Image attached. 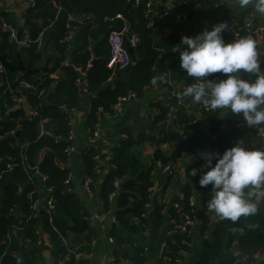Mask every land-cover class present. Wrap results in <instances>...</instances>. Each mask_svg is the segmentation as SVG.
I'll use <instances>...</instances> for the list:
<instances>
[{
    "label": "trees",
    "instance_id": "16d2710c",
    "mask_svg": "<svg viewBox=\"0 0 264 264\" xmlns=\"http://www.w3.org/2000/svg\"><path fill=\"white\" fill-rule=\"evenodd\" d=\"M72 1L77 10L88 9L92 14V22L85 21L81 36V45L73 54V62L63 66L64 77L55 85L51 92L45 97V103L40 107V116L31 118L25 114L23 109H16L8 113V116L0 124V157L6 160L11 159L14 163L12 170H8L4 163H0V191L2 192V211L4 217L0 224V264H24L28 256L15 257L12 250H18V242L8 240V234L14 226L23 228L33 242H37V228H44L59 242L60 234H73L71 223L81 226L88 214L84 211L78 196L72 191L71 183L66 180L70 177V170L62 164L68 161L65 153L67 144L64 140L58 139L59 135L68 136L71 129L67 114L62 111L61 106L76 108L82 98V89L78 80H84L87 89L93 94L91 109L88 116V125L92 127L102 119V113L111 114L113 106L121 97L134 93L137 98L144 95L155 80L156 73L169 71L172 80L182 79L183 72L180 68V55L176 46H181V35H170L161 38L160 34L148 27L150 19L146 16V4L135 5L131 0H56L63 7L60 14L57 8L50 3L51 0H35V6L31 7L26 14V24L29 29L30 47H24L18 41L10 38V33L3 30L2 22L6 16L0 18V54L6 55L13 65H19L20 61L30 69H38L43 59V53L38 48V39L41 38L44 28H47L52 21L57 28V35L54 45L58 50L60 58L57 63L64 59V54L70 41H65L68 33L74 31L67 28V13L73 12L69 2ZM123 14L124 19L130 25V34L125 36V45L131 54V65L129 72L121 71L126 76L117 78V69L107 66V59L110 54L108 36L111 30L123 26V20L115 18L117 14ZM58 16V18H57ZM107 18H115L110 21ZM12 24V23H11ZM13 25V24H12ZM14 26V25H13ZM77 27V26H76ZM53 32V31H52ZM47 34V33H46ZM46 34L45 37L46 38ZM136 34L142 52V57L136 59L135 48L130 44V36ZM100 40L97 46L91 48L92 41ZM138 46V45H137ZM20 55V56H19ZM1 64V62H0ZM52 70H55L53 68ZM159 70V71H157ZM18 72L6 69L5 80L0 81V109L2 113L8 111L12 106L11 93L6 90V85L15 80ZM120 73V72H119ZM158 73V74H160ZM26 78L33 81V75L24 72ZM219 77L220 74H212L211 78ZM116 78L114 87L110 81ZM46 86L54 84L51 78L46 79ZM31 97V96H30ZM33 99V97H31ZM34 100V99H33ZM34 100V104H35ZM167 110L161 108L160 114L156 117L155 123L164 122ZM51 119L54 127L52 132L42 134L40 130L41 120ZM188 120V121H187ZM191 119L186 117L185 121ZM243 122L242 115H235L231 111L228 114V122L225 127L220 122H214L210 129L203 125L189 131L185 137L179 131L168 132L157 138L158 144L172 140L175 144L173 153L166 157L160 150L156 152L158 160L153 159L150 165H144L136 158L134 148L139 143V138L133 137L127 132L120 145L114 149L110 165L115 164L105 175L102 182L101 199L106 210H115L117 225L124 226L129 232L139 233L147 213V204L150 201V190L154 186V170L158 162L164 164L175 163L184 153L202 152H224L233 147V140L246 141L244 129L253 131L252 128L240 127ZM51 129V125H46ZM10 130H16L15 135H8ZM45 150L44 155L39 159V154ZM97 152L88 148L84 153V165L87 170V178L91 179V189L96 193V185L101 179L104 167L95 159ZM102 157V155H101ZM215 163V161L213 162ZM37 168L41 174L46 176L42 181L43 192L46 188L52 187L51 195L55 198L59 212L51 220L43 208L38 211L33 209L36 199L43 197L39 192L37 178L34 177ZM119 181L117 188L115 183ZM9 182L15 186L8 189ZM211 185L200 187L199 178L195 177L184 188L182 199H177L183 206L179 210L174 205L170 209L173 219L179 221L182 214L190 212V196L195 192L200 200L204 212L208 210V202L212 198ZM38 191V192H37ZM116 197L110 200L113 192ZM33 194L31 197L30 194ZM14 212H20V220L14 216ZM197 213V212H196ZM136 218H140L137 221ZM136 220V221H135ZM112 227L113 233L116 226ZM211 226L210 218L203 221V229H212L210 239L206 243L199 264H214L224 256L225 250L237 245L242 255L248 257L247 264H253L255 257L264 255V211L258 209L257 214L248 217H241L238 221L221 219L215 227ZM57 229L58 231H56ZM176 243L170 245L167 254L173 259L177 257V250L180 247L184 236L176 233ZM5 240V242H1ZM85 250V249H82ZM63 248L59 244L57 256L62 253ZM166 254V255H167ZM29 263V260L27 261ZM143 257H137V264H143ZM259 264H264L260 260Z\"/></svg>",
    "mask_w": 264,
    "mask_h": 264
},
{
    "label": "crops",
    "instance_id": "0c3cea01",
    "mask_svg": "<svg viewBox=\"0 0 264 264\" xmlns=\"http://www.w3.org/2000/svg\"><path fill=\"white\" fill-rule=\"evenodd\" d=\"M149 1L153 2L156 7H161L165 0H131L135 5H139L142 2L146 4ZM50 3L53 7L57 8V14H60L63 8L59 9L60 5L56 0H51ZM31 6L30 0H0V18L6 16L10 23L17 29V34L18 31L23 28L22 41L29 39V29L25 17ZM88 11V9H84L79 14H75L74 10L71 12L77 16L76 22L73 23L74 26L76 24L77 27H74L73 39L70 41L71 46L66 50L64 59L60 64L57 63L60 55L54 45V39L57 35V28L54 25V21H52L47 28H44L43 33H41V38L37 41V43L41 44L43 59L39 63L37 73L33 75V82L40 83L43 79L51 78L54 80L55 85L64 77L65 74L62 67L73 62V54L75 50L79 49L78 46L81 45L83 28L82 26L80 28L78 24L82 23L85 25V21L92 22L91 18L93 16L91 12L89 13ZM175 12L186 14L188 16V21L179 20L175 18L174 15L170 17L155 15L151 19V22H149L148 27H151L152 30L156 32L160 27H165L167 36L181 35L183 37H194L205 30V28L211 30L215 23L219 21L241 22L244 17L250 14L254 15V22L257 25H264V16H261L255 11L254 5H249L248 8L242 9L239 7L238 0H189L188 4L178 5ZM45 34L46 38H44ZM224 38L226 42H229L226 37ZM99 41L100 40L92 41L91 48L97 46ZM255 41L257 43V50L261 54V60L264 61V40L260 41L257 39ZM135 56L136 59L142 57L140 42L135 48ZM261 67L264 69V63H262ZM53 68H55V70H52ZM117 71V78L126 76L121 73L122 70L117 69ZM158 73L160 72L156 73V82L146 89L142 97L127 101L116 117L104 115L101 119L99 126L107 141L102 143L99 149V153L102 155L100 163L104 167V172L96 185V193L94 196L89 195L85 187L88 174L83 158L89 146L88 116L93 97L91 92H82L81 101L71 115L69 125L74 133L73 144L75 146V151L62 166L70 170L72 191L78 196L84 207V211L88 214L85 220H87L89 226L85 233L68 234L67 237L70 243L76 248L86 250L90 249L91 241H96L95 252L90 258L91 264H110L112 255L117 258V264H137V257H143V264H165L163 261L164 256L169 251L170 245L172 243L174 244L176 241V232L174 231L173 222L175 219H173L172 216L170 218V209L175 203H180L176 201L179 198H183L184 188L187 183L195 177L200 179V175L206 171L203 167L206 162L200 158V153L202 151H197L193 154H182V156L173 163L174 171L170 177L156 167L153 173V192L150 195V201L146 207V218L141 225L139 233L129 232L124 226L117 225L115 222L117 219L115 210L113 208L106 210L104 207L103 200L101 199L102 182L105 175L110 170V161L114 149L120 145L123 135H126L127 132H131L133 137L139 138V143L134 148L136 158L139 159L142 164L150 165L158 150H160L164 156L168 157L175 149V144L172 140L158 144L156 142L157 138L168 132L179 131V133L188 135L189 131H191L189 127L193 124H190L189 127L183 131V124L192 122V120L189 122H187L188 120L185 121L186 117L187 119L192 118L188 115V111L178 104V101L181 99L185 102L194 103L190 97L181 98V93L188 86L194 84L196 80L188 77L186 73L183 72L182 79L173 80L175 82L174 89L177 93V96L173 98L169 94V90L164 82H158L159 78H161V73ZM119 74H121V76H119ZM223 78L225 77L222 74L218 77V79ZM115 82L116 78L110 81L112 87H114ZM22 95L23 98L19 103L8 107V111L4 114L5 118L8 116V113L16 109H23L26 115H29L34 109V100L25 93ZM161 108H165L167 114L171 113L170 122L168 124H165V122L155 123L156 117L161 112ZM229 112L230 110L228 109L204 111V115L200 118L199 124L203 125L205 129H210L214 122H220L221 125L225 127L228 122ZM47 124L51 125V129L46 128ZM53 127V122L49 118L44 119L40 123L41 132L51 131ZM256 128L257 127L252 128L253 131L244 129L246 137L244 144L252 149H264L263 143L256 136ZM58 138L63 140L65 136L59 135ZM0 139H2V137H0ZM44 153L45 150H42L39 154V159L42 158ZM192 169L199 170L197 176L193 177L190 175ZM34 177L37 178V183L39 185L38 190L42 193L41 176L38 173H34ZM100 187L101 189L99 190ZM30 195L33 197L32 193ZM1 199L2 197H0V224L4 217ZM195 204L197 208L196 212L203 210L201 200L197 194ZM257 206L258 209L264 211V199L257 201ZM95 214H99L100 218L95 219ZM14 216L20 220L22 215L20 212H14ZM203 221L204 220H199L197 217V221L190 235L191 245L189 254L181 264L200 263L203 252L206 249V243L211 235L208 233L209 230L203 229ZM217 222L218 219L213 220L211 226L215 227ZM114 225H117L115 233L112 231ZM40 230L41 243L39 244L38 242H33L25 235L22 227L18 225L14 226L8 236L10 241H14V243L18 242L19 248L18 250H12L11 254L15 257L23 256L24 258L25 255H27L29 257V263L27 262L28 260H25L24 264H61L57 256V247L60 244L57 238H53L44 228H40ZM109 237H114V244L108 242ZM262 259L264 260V255L255 257L253 264H259V261ZM247 263L248 262L240 258L237 246L233 245L232 248L226 249L224 256L214 264Z\"/></svg>",
    "mask_w": 264,
    "mask_h": 264
},
{
    "label": "clouds",
    "instance_id": "9594fccd",
    "mask_svg": "<svg viewBox=\"0 0 264 264\" xmlns=\"http://www.w3.org/2000/svg\"><path fill=\"white\" fill-rule=\"evenodd\" d=\"M238 4L242 9L254 5L264 16V0H238ZM225 31H231V26L218 23L194 37H182V47H175L180 68L197 81L181 98L190 97L212 111L228 109L242 115L248 128L264 126V61L257 43L252 37L226 42ZM216 73L225 78H209ZM200 158L206 162V171L200 175L199 185H211L210 210L232 222L257 214V201L264 199V149L249 148L241 140L223 154L201 152ZM198 171L192 169L190 175L195 177Z\"/></svg>",
    "mask_w": 264,
    "mask_h": 264
},
{
    "label": "built area",
    "instance_id": "2783aa9c",
    "mask_svg": "<svg viewBox=\"0 0 264 264\" xmlns=\"http://www.w3.org/2000/svg\"><path fill=\"white\" fill-rule=\"evenodd\" d=\"M31 1V7L35 6V0H30ZM189 0H165L164 3L162 4L161 7H156L153 2L149 1L146 3V16L149 17L150 22L151 19L155 15H160L164 17H170L174 15L175 18L183 21H188V16L184 13H176V7L178 5L182 4H188ZM63 7L60 6L59 9H62ZM115 18L122 19L123 26L119 29H113L110 31L109 36H108V42H109V47H110V54L107 59V66L111 69H120L122 71L126 70L127 68L130 67L131 65V54L128 48L125 45V36L130 34V25L129 23L124 19V17L121 14H117ZM115 18H107L108 20L112 21ZM77 20V16L73 13H68V18H67V28L69 30L73 29L74 24ZM224 21H219L218 23H223ZM231 26V31H225L223 33L224 37L228 39L229 42H232L233 40H239L241 38H244L245 36L252 37L254 40H264V25H257L254 22V15L250 14L247 15L246 17L243 18L241 22L238 21H230L227 22ZM2 28L3 30L7 31L10 33V38L12 40L18 41V34H17V29L8 21L3 20L2 22ZM155 29V28H154ZM157 30V29H155ZM157 32L160 34V37H166V28L165 27H160ZM74 31L71 33H68L66 36L65 41H71L73 39ZM20 43L24 47H30L31 43L29 39H26L24 41H20ZM139 43V39L136 34H132L130 36V44L133 47H136ZM38 48L41 49V44L38 43ZM6 67L1 63L0 64V81L5 85L4 83L5 80V74H6ZM184 72V70L182 69ZM161 78L166 87L169 90V94L171 97H176L177 93L174 89V84L175 82L172 80L171 75L169 71H164L161 73ZM212 79H218L217 76L213 77ZM46 79H43L40 83H35L28 78H26L24 72H18V75L16 74L15 80L11 84L6 85V90L10 91L11 93V100L13 104L19 103L22 98H23V93H25L28 96L33 97V99L36 101L34 105V109L29 113V117L34 118V117H39L40 116V107H42L45 103V97L48 95L49 92H51L54 88V84H51L50 86H46L45 84ZM197 82V81H196ZM195 82V83H196ZM79 85L81 86L82 92H87V84L84 80H78ZM137 96L134 93H131L128 96L121 97L118 102L113 106V112L110 114H104L108 115L110 117H116L118 113L120 112L121 108L123 105L129 101L130 99H136ZM178 104L180 106H183L187 111L188 115L192 118L191 123H185L183 124V131H185L190 124L194 123H199L200 118L202 115H204V111H210V109H205L202 105L196 104V103H191V102H185L183 100H179ZM62 111H64L67 114L68 122L70 123V118L73 112L75 111V108H68L66 105L61 106ZM170 116L171 113L166 115V119L164 120L165 124H168L170 122ZM103 118V117H102ZM5 119L4 113H2V110L0 109V124L3 122ZM43 120H41L42 122ZM101 120H99L97 123H95L92 127H88V135H89V146L88 148H93L97 152L95 159L97 161H100L101 155L99 153L100 145L102 143H105L107 139L105 136L102 134V131L100 129L99 123ZM240 127H245V123L241 122L239 123ZM2 127H0V130ZM16 130H10L8 132V135H15ZM51 131H43L42 134L44 133H50ZM182 134V133H181ZM183 136H187L182 134ZM126 135H123L125 137ZM256 136L261 140L263 143V148H264V126H259L256 128ZM59 139V138H58ZM64 142L67 144L65 148V153L69 157L71 154L75 151V146L73 144L74 140V133L70 129L68 136L65 137ZM239 140H233L232 145L234 146ZM223 154V152H221ZM0 163H4L6 169L12 170L14 167V163L11 159L6 160L5 158L0 157ZM112 168H115L116 165L112 164ZM157 168L161 169L167 176H171L173 174V164L168 163L164 164L162 162L157 163ZM36 173H38L41 176V179L43 182L46 181V176L41 174L37 168H33ZM71 182V177H69L66 180L67 184H70ZM116 187H119V181H116L115 183ZM85 187L87 189V192L89 195L94 196L95 192L91 189V179H88L85 181ZM53 191L52 187L46 188L43 194V197L41 199H36L35 202L33 203V209L35 211L40 210L41 208L44 209V211L47 212L49 215L50 219H53V216L57 214L58 212V205L56 203L55 198L51 195ZM116 191L113 192L110 195V200H114L116 197ZM2 195V192L0 191V197ZM195 198H196V193L194 192L190 198H189V205L191 207L190 212H185L182 214V217L179 221L175 220L174 222V231L176 233H179L184 236L183 241L180 245V247L177 250V257L173 259V257L169 254L164 256L163 261L165 264H181L184 259L188 256L189 254V248L191 245L190 242V235L192 233L193 227L197 221V216H196V204H195ZM174 207H176L179 210H183V206L181 203H175ZM207 216L210 218V221L212 222L213 220H220V217L215 214L214 211L210 210L207 208ZM170 215V214H169ZM95 219H99L100 215L95 214L94 215ZM171 218V215H170ZM137 221H140V218H136ZM135 220V221H136ZM115 222L117 223L118 220L116 219ZM212 228V227H211ZM58 231L57 229H55ZM212 229H209V234H211ZM36 234L38 235V240L37 242L40 244L41 243V230L40 228H37ZM68 235H63L60 234L61 238V246L63 248L62 253L58 255V258L61 262V264H91L90 258L94 254L95 249H96V241H91L90 242V249L88 250H82L79 248H76L74 245H72L69 241V238L67 237ZM8 240L9 236H8ZM1 242H5V240H2ZM108 242L110 244L115 243L114 237H109ZM176 243V241H175ZM234 246H237L233 244ZM239 256L241 259L247 262L248 257L245 255H242L241 252L239 251ZM110 264H117V258L115 256H111L110 259Z\"/></svg>",
    "mask_w": 264,
    "mask_h": 264
},
{
    "label": "water",
    "instance_id": "95a60500",
    "mask_svg": "<svg viewBox=\"0 0 264 264\" xmlns=\"http://www.w3.org/2000/svg\"><path fill=\"white\" fill-rule=\"evenodd\" d=\"M70 7L74 10L75 14H79L81 13V11L77 10V8L75 7V5L72 2H69ZM24 30L23 28H21L18 31V42L21 41L22 38V34H23ZM20 56V55H19ZM0 62L9 70L13 71V72H26L28 74L31 75H35L37 73V69H30L28 67H26V65L23 63V61H20L19 65H13L7 58L6 55H1L0 54ZM130 67L126 69V71H129ZM119 76H121V74H119ZM162 79L159 78L158 82H161ZM102 116H104V114L102 113ZM200 124L199 123H194L193 125H191L189 127L190 130L195 129L196 127H198ZM156 160H158L157 156L154 157ZM11 186H15L13 185L11 182H9L8 186L6 187V189H8ZM101 189V187L99 188V190ZM197 217L199 220H205L207 218V215L205 214L204 210H199L197 212ZM88 222L87 220L83 221V224L81 226H75L73 223H71V227H72V231L75 234H83L88 230Z\"/></svg>",
    "mask_w": 264,
    "mask_h": 264
},
{
    "label": "rangeland",
    "instance_id": "374dc122",
    "mask_svg": "<svg viewBox=\"0 0 264 264\" xmlns=\"http://www.w3.org/2000/svg\"><path fill=\"white\" fill-rule=\"evenodd\" d=\"M168 177H170V176H168ZM153 188H154V186H153ZM153 188L150 190L151 193L153 192ZM59 243L61 244V238L60 237H59Z\"/></svg>",
    "mask_w": 264,
    "mask_h": 264
},
{
    "label": "bare ground",
    "instance_id": "6f19581e",
    "mask_svg": "<svg viewBox=\"0 0 264 264\" xmlns=\"http://www.w3.org/2000/svg\"><path fill=\"white\" fill-rule=\"evenodd\" d=\"M122 15V14H121ZM122 16H124V15H122ZM164 38V37H163Z\"/></svg>",
    "mask_w": 264,
    "mask_h": 264
}]
</instances>
